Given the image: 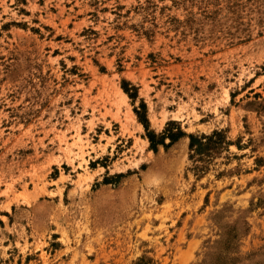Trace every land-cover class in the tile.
<instances>
[{"label":"rangeland","instance_id":"obj_1","mask_svg":"<svg viewBox=\"0 0 264 264\" xmlns=\"http://www.w3.org/2000/svg\"><path fill=\"white\" fill-rule=\"evenodd\" d=\"M0 264H264V0H0Z\"/></svg>","mask_w":264,"mask_h":264},{"label":"trees","instance_id":"obj_2","mask_svg":"<svg viewBox=\"0 0 264 264\" xmlns=\"http://www.w3.org/2000/svg\"><path fill=\"white\" fill-rule=\"evenodd\" d=\"M126 92L129 93V90L127 88H124ZM140 121H142L148 129L146 118L142 117L139 112H137ZM176 124L174 122L168 124V128L160 135L157 136L153 132H148V139L151 143V148L157 151L158 145H163L165 147H168V144H166L165 140L169 138L171 140V143H174L178 141L183 136H186V133L178 127H174ZM190 139V151H191V159H197L199 162H202L204 164L208 163L210 158H212L215 153L219 152L220 149L223 148L224 144L226 142V138L222 131H214L210 135H197V134H190L188 135ZM206 169V166H196L195 170L198 171H204Z\"/></svg>","mask_w":264,"mask_h":264}]
</instances>
